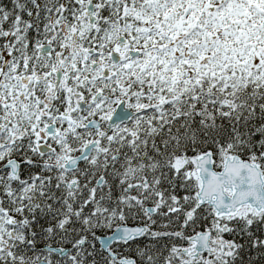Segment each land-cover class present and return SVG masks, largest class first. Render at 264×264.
I'll return each instance as SVG.
<instances>
[{
    "label": "snow or ice",
    "instance_id": "obj_1",
    "mask_svg": "<svg viewBox=\"0 0 264 264\" xmlns=\"http://www.w3.org/2000/svg\"><path fill=\"white\" fill-rule=\"evenodd\" d=\"M9 2L0 264H264V0Z\"/></svg>",
    "mask_w": 264,
    "mask_h": 264
},
{
    "label": "trees",
    "instance_id": "obj_2",
    "mask_svg": "<svg viewBox=\"0 0 264 264\" xmlns=\"http://www.w3.org/2000/svg\"><path fill=\"white\" fill-rule=\"evenodd\" d=\"M3 3H4L6 6L11 7V4H10L9 0H3ZM259 227H260V226H258V225H254V226H253V231L256 232L257 235H261V232L258 230ZM103 234L106 235L107 233H103ZM226 238H227V239H232L233 237H231V236H227ZM177 242L179 243V241H177ZM53 246H56V245H55V242H53ZM254 254H255L254 251H247L246 254H245V258L247 259V256H248V255H254Z\"/></svg>",
    "mask_w": 264,
    "mask_h": 264
}]
</instances>
